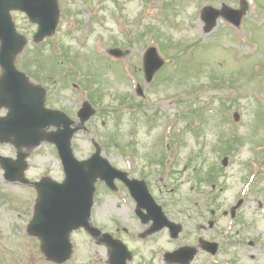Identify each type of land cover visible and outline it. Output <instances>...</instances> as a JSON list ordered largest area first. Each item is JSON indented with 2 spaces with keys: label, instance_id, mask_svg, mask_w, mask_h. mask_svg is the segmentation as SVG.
I'll return each instance as SVG.
<instances>
[{
  "label": "rangeland",
  "instance_id": "374dc122",
  "mask_svg": "<svg viewBox=\"0 0 264 264\" xmlns=\"http://www.w3.org/2000/svg\"><path fill=\"white\" fill-rule=\"evenodd\" d=\"M56 1V31L39 43L33 42L36 26L21 13L11 14L18 34L26 39L15 66L27 73L32 85L45 89L48 108L74 121L78 131L72 150L77 159L89 158L97 144L114 168L143 180L173 220L176 202L183 200L189 218L191 207L186 204L194 192L211 191L197 178L212 166L224 209L250 191L240 181L248 176L241 166L248 161L257 173H264V123L259 125L258 119L264 117V0H245L248 8L239 28L218 19L209 32L204 31L200 10L220 9L221 4L239 9L240 0ZM149 47L156 48L164 64L146 83L142 59ZM110 49L125 56L116 60L108 56ZM136 86L143 98L136 96ZM89 91L97 99L92 103L95 113L80 122L77 112L89 102ZM237 139L242 144L219 172L220 142ZM21 150L27 154L28 185L6 182L0 166V264H54L45 259L40 241L27 227L37 199L32 183L42 178L61 182V164L47 141ZM17 152L12 144H0L1 156L14 159ZM259 187L263 190L264 183ZM244 196L264 202V192ZM133 203L121 185L111 192L97 181L91 223L108 233L121 228L120 236L141 250L138 264H148L143 261L150 260L154 242L134 238ZM255 209L256 223L245 221L244 237L259 247L246 248L257 256L244 258L243 264H264V206L259 210L250 204L242 213L250 217ZM159 239L164 242L165 237ZM69 240L72 252L64 264H109L106 247L89 242L81 231Z\"/></svg>",
  "mask_w": 264,
  "mask_h": 264
},
{
  "label": "water",
  "instance_id": "95a60500",
  "mask_svg": "<svg viewBox=\"0 0 264 264\" xmlns=\"http://www.w3.org/2000/svg\"><path fill=\"white\" fill-rule=\"evenodd\" d=\"M245 9L246 5H243L241 11L223 7L219 12L212 8H205L203 17L208 27L214 26L216 18L220 15L238 26ZM12 10L24 12L32 22L38 24L36 41L54 31L58 10L55 0H0V66L3 70L0 77V107L9 110L7 117L0 119V142H8L10 137H14L15 145L18 147L37 146L46 138L56 147L65 173V180L62 184L50 180H43L36 184L39 200L34 218L29 225L31 235L41 240V248L49 259L57 263L66 261L71 253L68 234L72 230L84 227L93 236L98 235V231L88 225L94 181L99 178L111 184L114 177H120L128 185L139 206L146 207L153 212H151V217L158 229L161 228L166 224V220L160 209L153 205L143 183H130L124 180L122 174L113 170L100 157L99 149L87 161L79 162L74 158L71 138L76 129L70 128L72 122L61 112L44 108V91L31 87L25 75L14 67V56L23 46L24 39L16 35L9 16V11ZM111 54L121 55L116 51ZM161 65L162 62L156 56L155 50H148L144 61L147 81L151 80ZM91 114L90 107L84 104L78 116L85 121ZM50 126H54L56 131L44 135L42 131ZM18 157L20 160L16 163L0 158L6 170L7 180L14 181L22 176L25 156L19 154ZM121 250L125 253L124 248ZM119 252L116 264H124L125 254L122 256Z\"/></svg>",
  "mask_w": 264,
  "mask_h": 264
},
{
  "label": "flooded vegetation",
  "instance_id": "af4514ba",
  "mask_svg": "<svg viewBox=\"0 0 264 264\" xmlns=\"http://www.w3.org/2000/svg\"><path fill=\"white\" fill-rule=\"evenodd\" d=\"M203 183L206 186L210 185L212 189L206 192L201 190L194 192L189 218L182 210V199L176 202L177 209L173 210L175 220L172 219V212L168 213L172 221L180 226L178 236L174 240L170 239L167 229L145 236V239H152L162 233L168 239L167 246L165 244L161 245L159 242L156 244L158 247L151 251L154 256L153 263L181 264L180 261H176V259L172 261L173 258L166 257V255L184 248L190 249L192 260L189 264H243L244 258L247 257L251 261L257 256L247 252L246 248L255 251L259 245L251 239L246 240L244 237L247 226L241 215L242 208L252 202L245 199V197H238L233 202L236 206L239 204L236 209L233 210L231 205L227 211L222 206L223 200L219 201L221 199L220 194L216 195L214 181H203ZM220 188L218 186L219 191ZM262 207V204H256L257 209L260 210ZM164 209L167 211V208ZM186 218L187 221H185ZM143 226H145L144 231L147 232L151 224ZM118 231L119 229H116L112 235L116 240L120 239ZM136 255L137 251L136 253L133 251L132 259Z\"/></svg>",
  "mask_w": 264,
  "mask_h": 264
}]
</instances>
